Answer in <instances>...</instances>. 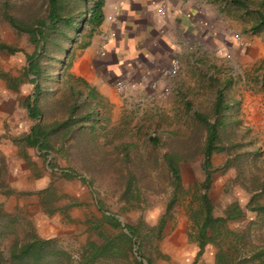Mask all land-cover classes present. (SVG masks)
<instances>
[{"label":"rangeland","instance_id":"1","mask_svg":"<svg viewBox=\"0 0 264 264\" xmlns=\"http://www.w3.org/2000/svg\"><path fill=\"white\" fill-rule=\"evenodd\" d=\"M4 1L17 6L21 2L37 0ZM250 1L245 3L247 9L253 11L259 0ZM225 2L227 3L225 10L227 14L229 12L231 14L232 24L228 27L230 32L217 39L223 46L220 53L224 61L215 63L219 65L218 69L221 71L226 69L227 80H230V83L223 84L220 71L215 72V75L210 74L209 78L214 79L216 88L223 86L224 92L232 99H238L236 94H239L240 90L247 92L248 101L244 102L245 99L244 105L238 103L236 118L239 121L233 125L237 127L236 135L242 132L247 133V137L230 136V139L239 141L241 138L239 143L245 144L235 149L236 152H244L239 158L246 162L245 177L249 179L256 174L260 181L264 179V86L259 84L264 69V37L262 31L253 32L250 29L252 21L250 14H244V9L231 0ZM261 9L264 10V0ZM234 35L244 37L248 41L247 46L238 47ZM0 40L26 52L31 50L26 35L16 34L5 22H0ZM74 50L75 54L79 48ZM217 50L219 49L215 51ZM24 65L25 58L20 52L9 54L0 51V155L5 164L4 179L7 187L16 190V193L9 196L0 193V202L2 201L4 210L18 214V221L21 223L17 227L19 235L32 227V232L37 235L55 238V243L75 258L80 247L86 242L99 243L102 240L101 235L116 232L103 223L102 211L113 214L121 225H135L140 220L142 222L138 227L140 233L142 235L150 233V228L156 225L171 191L167 170L161 160L165 149L158 147L152 150L146 141L148 135L155 133L168 139L169 145L183 147L184 145L179 142L181 140L185 142L183 150L186 151L185 160L178 163L180 189L183 193L178 196L172 217L162 227L159 237L155 238L153 235L150 241L145 242L141 252L144 256H151L153 264H189L196 252V245L188 241L186 236L188 228L186 207L198 194L197 182L202 178L201 155L196 153L195 149L197 144L199 146L202 143L203 130L194 121L193 112L208 110V105L214 98L213 83L201 81V77L205 76L202 74L198 77L199 82L177 95L178 99L175 96L170 100L148 99L144 95L142 101L131 98L118 107H113L103 98L98 102L93 99L91 103L96 111L94 133L91 134L87 124L80 129H73L61 151L57 154L49 152L44 159L40 156V151L23 146L21 142L14 140L25 132L30 124L22 102L31 93V84L22 82L16 84L15 89H9L5 79L18 76ZM46 88L48 92H45V99L39 100L43 116H47L45 101L55 106V103L62 99L70 101L75 99L79 105L76 109L77 114L81 115L86 111L83 99L71 98L69 92L73 88H78L83 95L87 88L68 78L63 71H60L58 77ZM115 92L119 94L118 91ZM54 116L58 114L54 113ZM119 143L131 144L128 150L131 156H135V160L129 162L127 168L139 179L136 182L141 193L138 197L124 191V182L117 181L116 173L110 171L112 168L110 164L120 166L117 157L123 151L117 147ZM253 148L259 151L254 156L255 161L250 152ZM235 151L214 154L212 164L216 167L222 165L226 157L233 158ZM152 156H156L155 159ZM86 159L96 161L97 166L101 162L105 163V159L109 160L107 161L110 162L109 168L107 172L104 168H91L90 174L87 172L88 167H84ZM47 163L52 165L48 166ZM63 171H71L73 178L63 177L61 175ZM122 172L124 174L127 169L123 167ZM237 174L236 168L231 166L212 175L209 197L214 203L216 214L229 202L235 201L243 207L249 198L250 183L244 180L246 184L243 187L242 178L236 177ZM90 180L91 183H88ZM132 182L133 185L134 181ZM132 185L129 190H133ZM44 189H47L48 193H45ZM94 198L102 201L100 209H97ZM253 215L245 211L244 218L234 221L229 227L244 226ZM254 227L250 226L249 230L252 231ZM260 227L263 232L264 225ZM121 231L126 232L124 229ZM263 237L264 234L261 236L258 234V238ZM9 240L8 237L0 238V264H9L6 260ZM135 248L136 246H133L125 256H119L103 264H137L136 261L146 264L135 252ZM214 251L213 245H206L196 264H213Z\"/></svg>","mask_w":264,"mask_h":264},{"label":"trees","instance_id":"2","mask_svg":"<svg viewBox=\"0 0 264 264\" xmlns=\"http://www.w3.org/2000/svg\"><path fill=\"white\" fill-rule=\"evenodd\" d=\"M37 1L21 2L17 6L4 0L0 1V22L7 23L16 34L26 35L31 46V50L26 52L22 48L0 40V51L9 54L20 52L25 58V65L21 68L19 75L6 77L7 87L15 89L16 84L22 82L31 84V93L22 102L30 124L27 130L17 138L14 137L16 138L14 140L15 142H21L23 146L40 151V156L45 159L47 153L53 151L57 154L61 151L66 138L72 135L73 129H80L87 124L91 134L94 133L96 111L91 101L96 99L98 102V100H102V97L95 90L89 89L81 78L74 77L69 72V68L74 57V48L81 49L87 44L88 38L102 19L100 12L102 0ZM231 1L242 7L244 14H250L252 20L250 29L253 32L262 31L264 37V10L261 9L263 0L257 2V6L253 11H249L246 6L247 3H245L250 0ZM250 2L252 3V1ZM58 71H63L68 78L74 79L87 88L86 93L83 95L78 88H73L69 92V97H81L83 99L86 111L81 115L76 113L79 105L75 99L72 101L62 99L57 101L55 106L45 101L47 116H43V109L39 100L40 98L45 99V92H48L46 87L58 77ZM259 84L264 86V69L260 75ZM223 89V86L215 87L214 98L209 103L206 112H193L194 121L203 130L202 143L199 146L197 144L195 149L197 151L195 152L201 155L202 178L197 182L198 194L186 207L188 218L186 236L188 241L196 245V252L189 264L198 262L204 247L208 244L215 247L213 264H264V241H262L264 237L262 239L258 238L259 233L260 236L264 234V231H261L262 227H260V225H264V179L259 181L256 174L249 179L245 177L246 162L239 158L244 152L235 151L241 144H245L239 143L241 138L239 141H232L230 136L235 138L237 136L247 137V133L241 132L236 135L235 128L237 127L233 125L239 121L236 118L238 100L230 98ZM54 113H57L58 116H54ZM48 116L52 118H48ZM167 140L158 136V134L155 135V133L148 135L146 138L152 150L158 147L165 149L161 155V160L165 164L167 180L171 189L163 211L159 215L156 225L150 228V233L146 235L140 233L138 229L142 223L140 220L135 225H121L113 214L102 211L103 223L116 232L101 235L102 240L99 243L86 242L80 247L76 257L73 258L66 249L55 243V238L37 235L32 232V227L19 235L17 227L21 223L18 221V214L4 210L1 201L0 238L8 237L10 239L6 248L8 263L103 264L119 256H125L127 251L136 246L135 252L140 258L146 264H153V258L149 255L144 256L141 250H143L145 242L150 241L153 235L155 238L159 237L162 227L172 217V210L178 196L183 193L180 189L178 163L185 160L186 154L184 153L186 151H183L185 142L181 140L179 144L184 146L176 147V145H169ZM130 146L129 143H119L117 145L123 151L117 157L120 166L111 165L110 162L107 163L109 160L106 161V159L105 163L101 162L97 166L96 161L86 159L84 167H88L87 172L91 174V168H104L107 172L110 164L112 167L110 171L116 173L115 179L124 182V191L130 192L131 196L136 194L135 196L138 197L141 194L139 185L136 184L139 179H137L138 177L134 172L127 168L130 165L129 162L135 160V156H131L128 150ZM231 150L235 151L232 159L226 157L227 159L224 160L223 164L217 167L212 164L211 159L214 154L230 152ZM250 152L253 155V161H255L254 156L259 151L253 148ZM155 157L152 156L154 159ZM47 164L48 166L52 165V163ZM231 166H234L238 171L236 177L242 178L241 185L243 187L246 184L244 180H248L251 186L248 190L251 191V194L243 207H240L235 201L229 202L224 205L220 213L216 214L214 203L209 197L212 175ZM123 167L127 169L124 174L122 172ZM134 167L137 166L134 165ZM142 168L144 169V166ZM4 173L5 164L3 157L0 155V193L9 196L16 193V190L7 187ZM61 175L68 179L74 176L71 171H63ZM132 181H134L133 185ZM88 183H91V180ZM131 185L133 190H129ZM44 192L48 193L47 189H44ZM95 205L97 209H100L103 204L101 200L95 199ZM122 209L124 208L122 207ZM245 211L254 214L249 222L244 226L229 227L234 221L243 219ZM256 219L257 221H255ZM250 226H255L252 231L249 230ZM121 229L126 232H122ZM155 251L158 253L157 250ZM136 263L142 264L140 261H136Z\"/></svg>","mask_w":264,"mask_h":264},{"label":"crops","instance_id":"3","mask_svg":"<svg viewBox=\"0 0 264 264\" xmlns=\"http://www.w3.org/2000/svg\"><path fill=\"white\" fill-rule=\"evenodd\" d=\"M226 5L225 0H102V19L87 44L74 54L70 73L113 107L131 98L142 101L144 95L156 99L149 87L153 80L169 88L164 100L177 98L202 74L200 80L215 88L209 75L220 71L227 85L226 69L221 71L215 63L224 61L217 39L230 32L232 24ZM172 59L179 64L177 76L159 78ZM117 81L125 87L119 94L114 89ZM238 92L236 100L244 105L247 92Z\"/></svg>","mask_w":264,"mask_h":264},{"label":"built area","instance_id":"4","mask_svg":"<svg viewBox=\"0 0 264 264\" xmlns=\"http://www.w3.org/2000/svg\"><path fill=\"white\" fill-rule=\"evenodd\" d=\"M234 40L236 41V45L238 47H246L248 44V41L240 36V35H234ZM228 57V54L225 55ZM179 70V64L176 59H172L170 63L163 67L161 71L159 72V78L166 80V79H171L177 76ZM115 89L118 92H123L124 91V83L121 81L115 82ZM149 87L152 90L153 96L155 98H165L169 94V88L166 85H161L159 86L156 82V80H153L149 82Z\"/></svg>","mask_w":264,"mask_h":264}]
</instances>
